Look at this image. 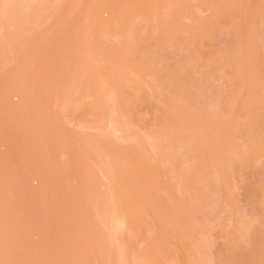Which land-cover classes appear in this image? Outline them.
I'll list each match as a JSON object with an SVG mask.
<instances>
[{"label": "rangeland", "instance_id": "1", "mask_svg": "<svg viewBox=\"0 0 264 264\" xmlns=\"http://www.w3.org/2000/svg\"><path fill=\"white\" fill-rule=\"evenodd\" d=\"M0 264H264V0H0Z\"/></svg>", "mask_w": 264, "mask_h": 264}]
</instances>
